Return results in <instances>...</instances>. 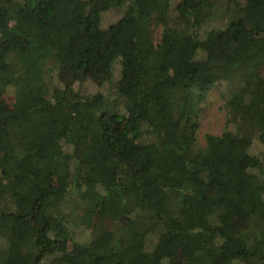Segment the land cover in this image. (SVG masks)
<instances>
[{"label":"trees","instance_id":"16d2710c","mask_svg":"<svg viewBox=\"0 0 264 264\" xmlns=\"http://www.w3.org/2000/svg\"><path fill=\"white\" fill-rule=\"evenodd\" d=\"M0 264H264V0H0Z\"/></svg>","mask_w":264,"mask_h":264},{"label":"rangeland","instance_id":"374dc122","mask_svg":"<svg viewBox=\"0 0 264 264\" xmlns=\"http://www.w3.org/2000/svg\"><path fill=\"white\" fill-rule=\"evenodd\" d=\"M119 18L118 12L115 10L106 12L102 16V22L101 26L105 33L109 32L110 26L115 24ZM159 35V32L157 33ZM76 75V74H74ZM114 75H117L115 73ZM54 83L56 85H64V84H70V80L68 78V75L64 72L56 73L53 75ZM86 86H89L90 88H94L99 91H104L105 88L100 89L99 86L92 85L89 82H86ZM74 87H77V84L74 85ZM219 89H212L206 96V101L204 104L200 106V114H199V129L197 132V143L200 147L204 146V138L205 135H220L222 134L224 128H225V111L223 108V103L220 100L219 97ZM13 95L8 93L4 96L3 102L7 107H11L13 104ZM101 223L100 225L103 226L105 229H110L111 224L102 219H95L94 223ZM177 263H182L184 261L183 256L179 255L176 258L173 259Z\"/></svg>","mask_w":264,"mask_h":264}]
</instances>
